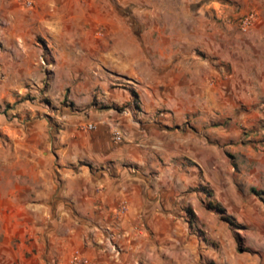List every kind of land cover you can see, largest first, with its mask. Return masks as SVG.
<instances>
[{
	"label": "crops",
	"instance_id": "0c3cea01",
	"mask_svg": "<svg viewBox=\"0 0 264 264\" xmlns=\"http://www.w3.org/2000/svg\"><path fill=\"white\" fill-rule=\"evenodd\" d=\"M37 3L39 32L50 36L54 63L62 65L56 74L79 81L69 94L76 107L51 113L52 120L40 116L30 122L36 146L30 153L40 180L37 203L29 204L27 191L33 187L28 183L18 194L10 183L0 189V264L11 263V241L22 236L8 224L27 220L28 208H34L35 219L49 218L44 202L53 193L60 224L70 225L64 234L51 233L63 256L69 243L80 242L91 264H163L159 256L171 252L166 241L175 234L186 237L181 223L189 221L182 214L185 194L203 192L206 168L218 159L219 143L238 150L246 113L262 108L264 74L217 71L212 63L231 54L212 35L216 26L204 18L203 9L128 13L103 12V0ZM76 64L90 66L81 71ZM118 77L139 81L134 82L138 89L115 83ZM224 110L233 118L215 122ZM237 112L244 123L236 121ZM114 130L121 132V140L113 139ZM228 171L229 181L241 175ZM17 176L26 181V173ZM12 207L25 209L24 215H14ZM88 237L99 243L93 246Z\"/></svg>",
	"mask_w": 264,
	"mask_h": 264
},
{
	"label": "rangeland",
	"instance_id": "374dc122",
	"mask_svg": "<svg viewBox=\"0 0 264 264\" xmlns=\"http://www.w3.org/2000/svg\"><path fill=\"white\" fill-rule=\"evenodd\" d=\"M39 7L37 0H0V189L10 183L13 192L18 194L20 186L28 183L33 187L27 191L32 205L37 203L34 191L40 187V180L30 153L36 150L30 122L40 116L52 120L51 113H62L64 108L75 110L69 94L79 82H68L64 74H56L62 65L58 68L54 63L53 48L48 44L50 36L39 32ZM116 8L128 13L131 9L145 8L203 9L204 18L216 26L217 31L212 35L231 54L228 60L212 63L217 71L237 76L264 74V0H103V12ZM251 12L256 13L257 19L244 32L239 27V19ZM72 66H79L80 69L75 68L82 71L90 65ZM114 82L136 89L138 85L134 82L140 84L123 77ZM97 90L98 86L93 87V91ZM261 99L262 108L248 111L246 126H239L244 137L241 147L231 152L224 147L226 144L219 143L218 159L209 162L206 168L205 189L197 195L185 194L188 201L182 214L191 219V212L194 221L181 219L186 237L175 234V239L166 241L171 252L159 256L163 264H264V97ZM123 108L124 104L117 110L120 112ZM220 114V120L215 122L233 118L226 110ZM239 114L242 113H235L236 121L244 123L239 120ZM19 137L30 139L24 142ZM37 146L40 150L44 148V145ZM254 154L258 156L251 159ZM229 168L241 175L232 176L229 181ZM19 172L26 173V181L17 176ZM4 177L8 181H2ZM55 195L44 202L50 206L49 218L35 219L34 208H28L27 220L21 218V223L8 224L22 235L11 241L10 264H77L76 255L81 260L79 264L92 263L91 257L83 254L85 246L80 242L69 243L66 256L59 253L51 233L64 234L70 225L60 224L61 214L55 213V202L51 200ZM212 205L221 207L222 211ZM11 211L14 215L25 213L19 207H12ZM223 215L231 217L234 223H228ZM85 241L93 246L99 243L90 237Z\"/></svg>",
	"mask_w": 264,
	"mask_h": 264
},
{
	"label": "built area",
	"instance_id": "2783aa9c",
	"mask_svg": "<svg viewBox=\"0 0 264 264\" xmlns=\"http://www.w3.org/2000/svg\"><path fill=\"white\" fill-rule=\"evenodd\" d=\"M256 19H257V15L254 12H251V13H248V14L242 16L239 19V27H240V29L242 31H244V32H247L250 29L251 25L256 21ZM134 105L137 106V102H135ZM86 128L87 129H92L93 125L92 124H87ZM121 137H122V134H121V132L119 130H114L113 131V139L115 141L121 140ZM80 262H81L80 258H78V255H76L75 263L79 264Z\"/></svg>",
	"mask_w": 264,
	"mask_h": 264
},
{
	"label": "trees",
	"instance_id": "16d2710c",
	"mask_svg": "<svg viewBox=\"0 0 264 264\" xmlns=\"http://www.w3.org/2000/svg\"><path fill=\"white\" fill-rule=\"evenodd\" d=\"M132 93H133V95L136 96V93H135L134 91H132ZM100 108H103V106H101ZM212 206H213L214 209H216V210H218V211H222V208H221V207L216 206V205H212ZM188 212H189V211H188ZM189 213H190V218H191V219H189V221L192 222V221L194 220V215H193L191 212H189ZM222 217H223L224 220H226L228 223H230V224H233V223H234V222L232 221L231 217H229V216H227V215H223Z\"/></svg>",
	"mask_w": 264,
	"mask_h": 264
}]
</instances>
